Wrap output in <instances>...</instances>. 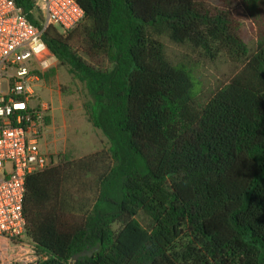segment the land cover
<instances>
[{
    "label": "trees",
    "instance_id": "1",
    "mask_svg": "<svg viewBox=\"0 0 264 264\" xmlns=\"http://www.w3.org/2000/svg\"><path fill=\"white\" fill-rule=\"evenodd\" d=\"M75 1L82 21L43 40L109 147L27 177L38 264H264V0ZM162 38L239 70L201 103Z\"/></svg>",
    "mask_w": 264,
    "mask_h": 264
},
{
    "label": "built area",
    "instance_id": "2",
    "mask_svg": "<svg viewBox=\"0 0 264 264\" xmlns=\"http://www.w3.org/2000/svg\"><path fill=\"white\" fill-rule=\"evenodd\" d=\"M33 24L18 0H0V264H38L24 219L26 179L49 166L52 106L40 96L41 75L56 64L43 40L51 27L75 28L84 11L75 0H30Z\"/></svg>",
    "mask_w": 264,
    "mask_h": 264
},
{
    "label": "rangeland",
    "instance_id": "3",
    "mask_svg": "<svg viewBox=\"0 0 264 264\" xmlns=\"http://www.w3.org/2000/svg\"><path fill=\"white\" fill-rule=\"evenodd\" d=\"M245 31L248 45L254 50V30L247 25ZM162 42L169 58L185 65L192 72L201 103L226 86L239 70L238 65L225 58H207L187 46H177L167 38H162ZM55 68L56 75L49 79L40 78L37 83L40 96L52 106L46 142L49 166L56 164L60 155L78 160L109 147L106 137L92 126L85 113L84 103L89 99L85 86L75 81L68 69L59 67L57 62ZM139 221L144 226L148 224L144 216H140Z\"/></svg>",
    "mask_w": 264,
    "mask_h": 264
},
{
    "label": "water",
    "instance_id": "4",
    "mask_svg": "<svg viewBox=\"0 0 264 264\" xmlns=\"http://www.w3.org/2000/svg\"><path fill=\"white\" fill-rule=\"evenodd\" d=\"M96 249H97V248L93 249V250L90 251V252H84V253H82V254H80V255H76V256H74L73 260H74V261H77L80 257H85V256H89V257H91V256L93 255V252L96 251Z\"/></svg>",
    "mask_w": 264,
    "mask_h": 264
}]
</instances>
